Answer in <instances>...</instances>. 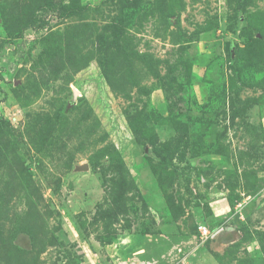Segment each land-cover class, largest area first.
<instances>
[{
    "label": "rangeland",
    "instance_id": "374dc122",
    "mask_svg": "<svg viewBox=\"0 0 264 264\" xmlns=\"http://www.w3.org/2000/svg\"><path fill=\"white\" fill-rule=\"evenodd\" d=\"M0 264H264V0H0Z\"/></svg>",
    "mask_w": 264,
    "mask_h": 264
},
{
    "label": "built area",
    "instance_id": "2783aa9c",
    "mask_svg": "<svg viewBox=\"0 0 264 264\" xmlns=\"http://www.w3.org/2000/svg\"><path fill=\"white\" fill-rule=\"evenodd\" d=\"M201 232L203 236H206L209 233V230L207 227L201 228Z\"/></svg>",
    "mask_w": 264,
    "mask_h": 264
}]
</instances>
